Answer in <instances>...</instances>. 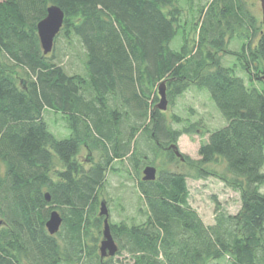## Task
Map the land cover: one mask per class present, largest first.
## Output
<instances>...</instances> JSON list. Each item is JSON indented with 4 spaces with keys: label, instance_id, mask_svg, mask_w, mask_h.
<instances>
[{
    "label": "trees",
    "instance_id": "trees-1",
    "mask_svg": "<svg viewBox=\"0 0 264 264\" xmlns=\"http://www.w3.org/2000/svg\"><path fill=\"white\" fill-rule=\"evenodd\" d=\"M204 1L0 0V264H264V23L259 33L243 0ZM50 6L65 21L45 55L37 25ZM186 23L198 30L194 47ZM62 41L78 51L81 71L58 60ZM233 42L240 53L227 66ZM162 84L171 103L210 91L227 124L209 132L200 163L225 162L238 214L218 207L207 225L185 175L162 169L143 180L160 156L175 160L173 147L197 127L172 125L179 117L158 107ZM49 112L69 136L51 131ZM83 149L94 158L88 168ZM121 171L147 208L143 222H109L125 262L90 245L92 228L104 227L107 175ZM53 211L63 218L55 235Z\"/></svg>",
    "mask_w": 264,
    "mask_h": 264
},
{
    "label": "rangeland",
    "instance_id": "rangeland-1",
    "mask_svg": "<svg viewBox=\"0 0 264 264\" xmlns=\"http://www.w3.org/2000/svg\"><path fill=\"white\" fill-rule=\"evenodd\" d=\"M243 1L258 19L264 18L261 0ZM195 29L190 25L186 29L187 33L185 35H188L191 47H194L197 39L198 30ZM257 38L259 39V36ZM177 40V47L181 46L183 38H176L173 43ZM240 48V43H232L229 49L233 52V55H229L224 59L227 66H233L236 63ZM78 49L81 48L79 47ZM77 53V50H69L66 42L62 41L57 45L55 54L58 56L59 61H63L67 70L74 73L81 71V61L78 59L80 56ZM159 97L161 101V96ZM167 101V110L164 112L168 119L172 122L173 115L178 116L180 119L179 122L172 124L176 129H182L191 124H196L197 127H195L194 132L183 134L177 143L178 150L185 157V161H181L176 156V159L170 162L165 153L159 157L153 167L157 168L158 173L162 169H169L187 177L190 204L199 213L205 224H214L218 207L231 215L238 214L241 209V195L233 188L234 178L227 171L225 162L221 160L218 163L209 165L200 163L199 149L201 144L208 140L209 132L220 129L227 124L225 118L213 105L210 91L208 89L201 91L194 89L178 98L174 103H171L168 97ZM46 116L52 127H50L51 131L57 137L61 138L70 135V130L67 129L66 131L65 122L60 115H53L49 112ZM95 157H97V154ZM92 159L94 158H92L91 153L87 149H83L78 157V160L81 163L83 162L87 168L92 165ZM202 173L205 175L200 177ZM139 196L137 181L134 177H129L124 171H121V173L117 172L114 175L109 173L107 175V184L100 198L101 202H105L107 205L109 222H132L131 218L139 223L145 221L147 208ZM103 229L102 224L101 229L92 228L91 231V236L94 237V240L90 242V245L96 247L98 252H100L101 242L104 239ZM116 258L120 259V261H126L123 256H116ZM221 264H229V262L222 261Z\"/></svg>",
    "mask_w": 264,
    "mask_h": 264
},
{
    "label": "water",
    "instance_id": "water-1",
    "mask_svg": "<svg viewBox=\"0 0 264 264\" xmlns=\"http://www.w3.org/2000/svg\"><path fill=\"white\" fill-rule=\"evenodd\" d=\"M262 1V8L264 11V0ZM65 21V13L63 10L57 6H50L47 10V16L45 19L40 21L37 25V31L40 38L41 46L45 55L50 54L54 49L55 39L61 32ZM264 23V18H263ZM264 80V75L262 77ZM159 94L161 96L160 104L158 105L160 110H167L168 101H167V90L166 85L162 84L159 88ZM176 149V156L182 161H185V157L178 150L177 146L173 147ZM144 181H155L157 178L158 170L156 167L148 166L144 172ZM47 200L50 201L49 195ZM100 217L104 219V229H103V241L101 242V255L105 257H115L119 251L118 244L114 239L111 227L108 219V208L105 202L101 203ZM63 224V218L58 211H53L50 214V218L47 222V228L51 235H55L60 231V228Z\"/></svg>",
    "mask_w": 264,
    "mask_h": 264
},
{
    "label": "flooded vegetation",
    "instance_id": "flooded-vegetation-1",
    "mask_svg": "<svg viewBox=\"0 0 264 264\" xmlns=\"http://www.w3.org/2000/svg\"><path fill=\"white\" fill-rule=\"evenodd\" d=\"M196 19H198V18H196ZM257 20H258V24H257L256 27H257L259 33H261V29H260V28H261V24H262V22H263V21H262L263 18H262V19H258V18H257ZM181 25L187 27L189 24L186 23L185 25H184V24H181ZM259 35H260V34H259ZM259 40H260V37H259V39L256 37L254 46L257 47V48H259Z\"/></svg>",
    "mask_w": 264,
    "mask_h": 264
}]
</instances>
